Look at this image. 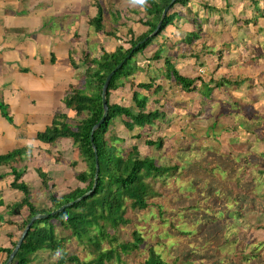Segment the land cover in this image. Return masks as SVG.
Listing matches in <instances>:
<instances>
[{"label": "trees", "instance_id": "1", "mask_svg": "<svg viewBox=\"0 0 264 264\" xmlns=\"http://www.w3.org/2000/svg\"><path fill=\"white\" fill-rule=\"evenodd\" d=\"M3 1L6 0H0V3ZM170 1L146 0L144 6L137 4L138 7H132V9L124 12L119 9H115L116 11L110 10L114 26L109 31L105 29V24L103 23L104 11L102 8H99L97 16L90 20L89 25L95 31L105 33L106 37L113 41L114 49L111 52L102 53V56L99 57L93 56L88 51L82 53V56L78 60V62L81 61V66L73 64L76 69V77L82 75V79H80L82 80L81 86L74 84L67 87L62 98L63 110L54 112L51 124L44 130L37 132L36 139L46 144L55 143L61 138L71 139L76 146L79 156V160L74 161L71 167H74V171L75 166L78 164L83 165V169L75 175V179L82 183L83 186L77 185L76 189L70 190L61 196L55 195L49 190L47 197L48 204L44 209H38L34 205V201H32L29 187L22 179L23 174L17 167L21 162L33 158L32 150L34 147L30 145L16 148L8 154L0 156V169L6 168L5 171H0V176L10 173L13 177L10 187L13 191L21 192V195H23L22 200H19L17 206L19 207V211L21 209L26 210V217L18 224L20 228L18 236L21 235L25 225L33 216L49 214L58 210L61 206L77 200L86 192L91 191L94 182H96L94 191L86 198L65 208L54 216L35 221L16 252L12 264H33L35 254L43 247L42 243L37 241V238L46 241V239L41 237V234L46 233L44 230L46 227H43V224L47 225L54 220H57L56 223L59 224H64L66 221L75 235H79L81 230L83 234L88 233L97 247H103L106 243L110 246L118 243L121 253L123 255H130L133 253L137 254L140 248L147 243V239L135 227L128 232L127 238L121 240L119 235L121 229L124 230L132 225L134 226L132 217L136 212H147L155 208L164 217L171 214L170 211L166 213L163 210V206L153 200L164 197V193L158 186L159 182L163 183L166 179L175 178L179 174L180 166L177 163L163 166L157 159L152 157L150 152L143 150L142 147L145 146L148 149L156 148L157 150L162 149L166 143V138L159 135L158 125L160 122H167L173 110H177L179 105L173 104L167 98L169 94L167 93L168 90L163 87L160 80L152 79L148 83L137 82L139 74H148L151 61L163 62L165 65L164 78L167 81H171L173 85L177 86L185 94L196 92L202 96L203 94L200 91L198 92L199 87H202L201 84L203 86L210 85L207 87L209 88V92L203 96L212 101L214 97L230 92L232 87L237 93L243 91L242 95L245 96L244 100L247 101V105L244 102L242 104L237 101L233 104V107L237 106L236 108L239 112H230L229 114L220 112L219 116L226 119V121L231 120V116L233 118L237 116L242 118L244 125L238 128L237 125H234L237 130H234L231 134L243 131L248 135L249 141L252 143L248 147H244V154H242L240 159L244 161L245 170L248 171V169L252 168L259 176H261L260 174L263 175V170L259 171L255 166H252L253 163L250 162L248 154L254 152V149L251 147L256 148L257 144H264V132H262V129H264V113H261L262 103L264 102V76L256 74L254 82L252 72L248 75L236 74L234 77H225L223 74L220 75V72L215 73V70L221 66L231 67L232 63H236L237 67H240L239 61L248 66L255 65L259 61L262 62L264 60V29H261L260 23V21L264 23V0L262 6H259L260 2L258 0H245L250 2V6H252L247 19L237 17L235 10L231 7V3L228 0H226V5L229 10H226L223 6H216L217 1L214 0H176L168 9L157 33L140 43L157 28L163 9ZM184 14L191 28L185 30V35L181 39V42L187 47L199 45L201 47L200 51L212 57L215 55V52L209 49V40L203 37L202 34L207 28L206 22H210L212 17V20H214L217 15V20L222 22L223 33L220 31L219 48L216 55L219 63L215 69H210L207 73L183 75L170 58L169 53L174 52L175 54L177 45L167 44L165 29L174 25L175 19L179 16L182 17ZM201 14L205 22H202L200 19ZM133 15L137 17L136 21L133 20ZM227 15L230 16V20L225 19ZM232 31H237L238 35L242 36L244 47L241 49L240 46L233 45L234 37L231 35ZM254 36L257 37V42L262 43L261 45L259 44V52L255 55H246L243 61L242 57L244 53H242V50H249L246 41L249 38L246 37L253 38ZM129 54L130 56L126 59ZM124 59H126L125 62L114 73L107 88L108 113L105 120L91 135L92 128L103 118L101 90L104 81L107 75ZM80 67H82V73L77 75V70ZM248 80L249 86H247ZM197 83H200V85H197ZM126 87L131 91L133 105L128 106L118 102H111L112 92L122 91ZM137 87H142L150 95L154 96L151 103L148 104L146 101L138 99L139 93L136 91ZM203 99L200 98L197 101H202ZM163 102L167 103L168 107H165ZM202 115L203 111H201L199 117L202 118ZM78 116H82L83 118L78 119ZM117 122H119L118 125L125 132L132 133L136 129L140 130L133 137H130L134 142L127 143L125 137L110 133L112 127L118 126L115 125ZM91 137L93 138L92 140ZM93 145L96 147V151H94ZM233 147L236 148V145H233ZM229 152L234 157L236 156L235 158L239 154V152L234 150ZM255 153H258L259 156H264V153H260L259 150L255 151ZM96 157L99 164L97 175H95ZM25 167L27 168V166ZM194 168L200 170L199 165H194ZM219 170V166L211 168L201 167V171L207 175V178L199 183H194V189H199L208 197L217 196L214 193V188L210 192H207L203 188V183L208 178L212 179V177L217 176ZM223 170L229 179L228 183L230 182L231 184V179L241 174L244 179L241 186L244 193L248 195L253 194L254 197L251 198L255 199L263 197L258 192L248 193L245 186L251 187V182L255 180H252L249 171L245 175L240 169H238L237 174L235 173L237 169L231 170L229 167ZM230 173L234 176L230 177ZM38 175L44 185L47 186L50 178L46 173L43 170H38ZM245 178L251 181L247 182ZM262 179L264 178L262 177ZM236 180L237 182H234V185L240 187L238 178ZM213 183L214 180H212ZM94 199L100 201L98 206L89 203L90 200ZM202 200L204 199L199 198V201ZM0 204H2L1 201ZM250 207L254 208L255 204H251ZM178 208L177 205L175 209ZM182 208L188 209L187 207ZM191 208L195 209L191 211V216H186L188 212L183 216L193 224L198 216V211L202 210L199 209L198 204L192 205ZM79 210L81 212H77ZM95 211L98 212L103 221L109 223L108 228L100 225L95 220ZM257 215L258 212L255 211L253 215L254 219L249 217L251 223H245L244 226V228L249 230L248 234L250 237H253L252 232L254 230H259V228H263L264 230L262 222H257ZM1 220L2 217L0 215ZM230 220L228 224L233 222V219ZM166 221L175 229L170 217H167ZM234 224L238 225L237 222ZM52 226L54 224L50 225V227ZM182 234L186 235V232H182ZM215 235L216 233L213 232L212 236ZM189 236L190 234L187 235V238ZM152 239L156 244L153 236ZM15 245L16 242H12L9 246H0V253L6 254L4 263L8 260ZM149 245L147 257L140 264H219L218 259L224 264L227 261L232 264H248L251 262L250 256L244 258V255H236L234 253L224 255L220 253L215 255L213 263H204L197 261L192 253H186L185 257L179 256L171 263H168L162 258L160 253L155 251L154 245ZM112 253L111 247L101 248L95 259L77 262L78 258L73 255L69 259L76 264H97L96 260L107 259Z\"/></svg>", "mask_w": 264, "mask_h": 264}, {"label": "rangeland", "instance_id": "2", "mask_svg": "<svg viewBox=\"0 0 264 264\" xmlns=\"http://www.w3.org/2000/svg\"><path fill=\"white\" fill-rule=\"evenodd\" d=\"M23 1L25 0H17L15 2ZM27 1L31 2V0ZM56 1L64 3L65 15L71 12H76L81 15L82 18L71 20L68 27L57 28L53 26L54 22H51L49 29L43 33L35 34V37L38 39L36 45H34L35 52H37L39 58L44 60V62L51 61L53 57L62 59L64 57V52L67 49L72 50L73 46L75 47L77 44L79 47L76 51L78 50L80 54L84 51H88L93 56L99 57L102 56V53L111 52L114 49L113 41L106 37L105 33L97 32L90 27V20L96 17L98 9L102 8L104 11L103 23L105 24V29L109 31L114 26L112 22V12H110V10L114 11L115 9H119L124 12L132 9V7H138L137 4L131 3V0ZM214 1H217L215 4L216 6H223L226 10H229L226 5V0ZM228 1H230L231 7L235 10L237 17H243L244 19L249 17L250 8L252 7L250 6V2L245 0ZM258 1L260 2L259 6H262L263 0ZM77 4H80V7L85 5V9L80 8L77 10ZM196 12L199 14L198 11ZM132 18L134 21L137 19L135 15H133ZM212 18L210 22H206L207 28L202 36L209 40L208 47L215 52L213 57L200 51L201 47L199 45L187 47L181 42V39L185 35V30L191 28L185 14L182 17H177L174 21V25L165 29L167 44L177 45V51H175V54L171 51L169 54L173 64L176 65L181 74L195 75L197 73H207L210 69H215L219 63L216 55L219 48L220 31L222 32L223 25L221 21L217 20V15L214 20H212ZM200 19L202 22H205L202 14ZM225 19L230 20V16L227 15ZM260 23L261 29H264V23L262 21H260ZM231 35L234 37L233 45L240 46V49L244 47L243 38L238 35L237 31H232ZM104 37H106L107 41H104ZM246 38H249L246 40L249 50H242V53H244L242 57L243 61V58H245L246 55L257 54L260 49L259 44H262L257 42L256 36L253 38ZM104 43H106L105 46ZM69 63L80 65L79 63H81V61L78 62V58H74L72 61L70 60ZM239 63L240 67H237L238 65L236 63H232L231 67L228 68L226 66L217 67L215 73L220 72V75L223 74L225 77H234L236 74L248 75L252 72L254 82V76L256 74L264 76V60L262 62L259 61L255 65L248 66L242 61H239ZM164 66L163 62L151 61L148 74H139L137 76V82L148 83L151 82L152 79L160 80L163 87L168 90L167 93L169 94L167 95V98L173 104L179 105L177 110H173L167 122H160L158 125L159 135L166 138V143L163 145L162 149H148L142 145V149L150 152L152 157L157 159L161 165L169 166L177 163L180 166L179 174L175 178L166 179L163 183L159 182L158 186L164 193V197L153 200L163 206V210L166 213L170 211L171 214L164 217L159 214L155 208H152L147 212H136L132 217L134 226L132 225L124 230L121 229L119 235L121 240L127 238L128 232L135 227L147 239V243L140 248V251L137 254L133 253L130 255H123L118 243L112 246L106 243L103 247H97L88 233L83 234L81 230V236L80 234L75 235L66 221L64 224H54L57 221L54 220L48 223L49 225L54 224V228H56L54 236L52 235V230H49L46 227L44 229L46 233L43 235L41 234V237L46 239V241L37 238V241L42 243L43 246V249L37 253L36 262L38 264H76L65 254L67 253L76 256L78 258L77 262H80L82 260L95 259L101 248L110 247L113 250L112 255L107 259H101L100 261L96 260L95 262L97 264H140L147 257L150 248L149 244L154 245L153 248L155 251L160 253L162 258L168 263H171L179 256L185 257L186 253H192L197 261L204 263H213L215 255L220 253L224 255L227 253H234L236 255L244 254V258L249 257V255L251 258L264 256L260 249L264 246V242L257 240V237L264 236V232L254 230L252 232L253 240L248 234L249 230L244 228L245 223H251L250 218H253L255 211L258 212L256 217L257 222L261 221L264 226V197L258 199L251 198L254 197L252 194L253 192H260V181L264 180L253 171L252 168L248 169L247 167L252 176V180L255 179L251 182V187L245 186L248 193H251L252 196L244 193L243 188L241 187L244 182L243 175L238 174L237 176H234L230 173V177L234 176V178L231 179L232 183L230 184V182L228 183V177H226L227 174L223 170L230 167L231 170L237 169L235 171L236 174L238 169H240L245 175L248 172L245 170V165H243L244 161L240 159V157L244 154V147H248L252 142L249 141L248 135L243 131L231 134V132L234 130L236 131L238 127L244 125L242 118L239 116L233 118V116H231V120L226 121V119L219 116L220 112L224 114L239 112L236 108V104V107H233V104L237 101L242 104L244 102L247 105V101L244 100L245 96L242 95L243 91L237 93L232 87L230 92L218 95L217 97H214V100L212 101L203 96L207 95L209 92V88L207 87L210 85L203 86L201 84L202 87H199L198 92L200 91L203 94L202 96L196 92L185 94L181 92L177 86L173 85L171 81H167L164 78ZM79 69L77 70V75L79 74ZM61 71L62 69L59 67V73ZM74 81L75 84L81 86L82 81L79 80V77L77 78L75 76ZM249 84L248 80L247 86H249ZM197 85H200V83H197ZM231 86H233V84H231ZM59 88L63 87L59 86ZM30 89H33V87H28L24 91L23 98L30 96ZM136 91H138V99L141 101H146L149 104L154 99V96L150 95L142 87H137ZM58 97L59 95L54 99L57 100V112L63 110V96L60 98ZM200 98L204 99L202 101H197ZM111 102H118L128 106L133 105L130 89L126 87L122 91L112 92ZM41 104L43 106L45 105V103L39 102V105ZM163 104L165 107H168L167 103L163 102ZM263 104L264 102L262 105ZM201 111H203L202 118L199 117ZM6 112L10 113L9 110H6ZM44 116L45 113L36 114L34 116L31 115V119L36 120ZM5 117L7 121H12L8 114H6ZM82 118V116H78V119ZM118 124L119 122L115 125ZM35 125L41 126L42 123L36 122ZM234 125H237V128L234 127ZM139 131L140 130L136 129V131L128 133L118 125L117 127H112L110 133L125 137L127 143H131L134 142V140H131L130 137H133ZM69 142H71L72 145ZM25 144L37 148L32 150L33 158L21 162L20 164L24 165L18 164L17 167L23 174L22 179L29 187L32 201H34L36 208L44 209V207H46L48 204L47 197L49 190L55 195L61 196L70 190L76 189L77 185L83 186L82 183L75 179V175L83 169V165L78 164L75 166L74 171V167H71V164H73L74 161L79 160L77 149L75 148L76 146L71 139L61 138L59 141L52 144H46L37 139H29L26 140ZM233 145H236V148H234ZM17 146L18 145L14 140H11L10 143L3 145L0 153H4H1L0 156L8 154L11 151L10 149ZM251 148L254 149V152L248 154V157L250 162L253 163L252 166H262L263 157L259 156L258 153H255V151L259 150L260 153H264V147L257 144L256 148ZM228 150L239 152L237 155L238 159ZM194 165H199L200 170L194 168ZM25 166H27V168ZM218 166L220 167L218 175L212 177V179L208 178L203 183V188L207 192H210L212 188H214V193L217 196L208 197L199 189H194V183H199L207 178V175L201 171V167L211 168ZM24 169H26V171H23ZM5 170L6 168L0 169L2 172ZM38 170H43L50 178L47 186L44 185L43 181L40 179ZM68 170L71 172L73 171V176L68 180L65 178L66 181L62 182L60 177H62V175ZM236 178H238L240 187L234 185V182H237ZM12 179L13 177L10 173H7V175L2 174L0 176V201L2 202L0 205V215H3V222H5V219L7 218L21 222L22 219L26 217L25 209H21L19 211L20 213H17L19 208L16 200L21 192H15L10 187ZM212 180H214L213 184ZM245 180L250 182L246 178ZM22 197L23 195L19 197L20 200H22ZM199 198H203L204 200L199 201ZM89 203L98 206L100 201L94 199L90 200ZM253 203L255 204V207L251 208L250 205ZM194 204H198L199 209L202 211H198V216L192 224L183 215L188 212L186 216H191V211L195 210L191 208ZM10 205L12 206L11 208H9ZM177 205L179 208L175 209ZM182 207H187L188 209ZM77 212L81 211L79 210ZM51 213L52 212L47 215L54 216L50 215ZM94 217L100 225L108 228L109 223L103 221L97 211H95ZM167 217L171 218L175 229L168 224L166 221ZM227 218L233 219V222L228 224L231 220ZM235 222H237L238 225H235ZM6 225V222L5 224L3 223L4 227H6ZM44 226L45 225H43V227ZM182 232H186V235L182 234ZM213 232L216 233L215 236H212ZM189 234L190 236L187 238V235ZM152 236L155 238L156 244L152 239ZM6 238L7 237L4 235L0 237V245H6L2 242ZM218 262L219 264H224L221 263L219 259ZM225 264L232 263H228L227 261Z\"/></svg>", "mask_w": 264, "mask_h": 264}, {"label": "crops", "instance_id": "3", "mask_svg": "<svg viewBox=\"0 0 264 264\" xmlns=\"http://www.w3.org/2000/svg\"><path fill=\"white\" fill-rule=\"evenodd\" d=\"M15 1L17 0H6L0 3V151L3 145L10 143L11 140H14L18 145L12 149L30 146L25 144L26 140H36L37 132L51 124L57 107V100L54 99L57 95H59L58 98L62 97L67 87L75 84L76 69L69 61L72 58L79 60L82 56L78 50L76 51L79 47L77 44L75 47L73 46L72 50L67 49L62 59L53 57L51 61L44 62L39 58L34 47L38 41L35 34L43 33L49 29L51 22H54L53 26L57 28L68 27L71 20L82 18L81 15L76 12L65 15L64 3L56 0ZM80 8L85 9V5L80 7V4H77L76 9L79 10ZM104 41H107L106 37H104ZM105 45L106 43H104ZM59 67L62 69L60 73ZM79 73H82V67H80ZM80 79H82V75L79 77ZM31 86L33 89L29 90L30 96L23 98L24 91ZM59 86L63 88H59ZM39 102H43L45 105H39ZM263 108L264 104L261 108L262 114L264 113ZM6 110H9L10 113H7ZM4 113L11 117V122L7 121ZM40 113H45V116L36 120L31 119V115ZM36 122H41L42 125L36 126ZM69 143L72 145L71 142ZM259 144L264 147L263 143ZM12 149L10 150L12 151ZM262 157V166H255L259 171H264V156ZM72 172L66 171L60 180L62 182L68 180L73 176ZM260 175L264 178L262 174ZM248 181L251 180L248 179ZM259 186H261V190L258 193L264 197V181H260ZM19 194L21 197V193ZM19 197H17V203H19ZM11 207L10 205L9 208ZM17 213H20L19 210ZM1 217L0 237L3 235L7 237L2 242L6 244L5 246H9L12 242L17 243L21 236H18L20 231L18 224L20 222L7 218L5 219L7 225L4 227L3 215ZM44 227L52 230L54 236L56 231L54 226L50 227L47 224ZM259 231L264 232L263 228H259ZM257 238V240L264 242V236ZM260 249L264 254V246ZM65 255L67 257L72 256L67 253ZM5 259L6 254L0 253V264H5ZM36 259L37 254H35L33 264H38ZM250 261L248 264H264V256L252 257Z\"/></svg>", "mask_w": 264, "mask_h": 264}, {"label": "water", "instance_id": "4", "mask_svg": "<svg viewBox=\"0 0 264 264\" xmlns=\"http://www.w3.org/2000/svg\"><path fill=\"white\" fill-rule=\"evenodd\" d=\"M176 0H171L170 3L163 9V12H162V15H161V19L157 25V28L147 37L145 38L143 41H141L140 43L144 42L145 40L149 39L150 37L154 36L157 31L159 30L160 26H161V23L162 21L164 20L165 16H166V13L168 11V9L170 8V6L175 2ZM132 52V51H131ZM130 56V54L126 57V59ZM124 59L121 63H119L106 77L105 81H104V84L102 86V90H101V102H102V107H103V118L92 128V132H91V135H93L94 131L102 124V122L105 120V117L108 113V106H107V100H106V92H107V88H108V85H109V82L112 78V76L114 75V73L122 66V64L125 62ZM93 138L91 137V140ZM93 149L94 151H96V147L93 145ZM98 169H99V164H98V158L96 157L95 159V175H97L98 173ZM95 184L96 182H94V185H93V188L91 191H88L86 192L84 195H82L80 198H78L77 200L73 201V202H70L68 204H65L63 206H61L58 210L52 212L50 215H56L57 213L63 211L65 208L67 207H70L71 205H73L74 203H77L78 201L86 198L91 192L94 191L95 189ZM47 214H38L36 216H33L29 222L25 225L24 229H23V232L21 233V236L18 240V242L16 243L14 249L12 250V252L10 253L9 257H8V260L6 261L5 264H12V260L16 254V252L18 251L23 239L25 238L28 230L30 229V227L34 224L35 221L37 220H41V219H44L46 218Z\"/></svg>", "mask_w": 264, "mask_h": 264}, {"label": "clouds", "instance_id": "5", "mask_svg": "<svg viewBox=\"0 0 264 264\" xmlns=\"http://www.w3.org/2000/svg\"><path fill=\"white\" fill-rule=\"evenodd\" d=\"M131 3L144 6L146 4V0H131Z\"/></svg>", "mask_w": 264, "mask_h": 264}]
</instances>
